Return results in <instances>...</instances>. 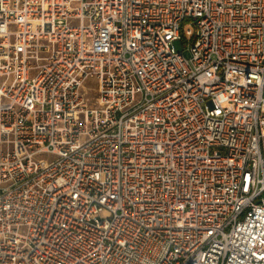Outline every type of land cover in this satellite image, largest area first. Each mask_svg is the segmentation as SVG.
<instances>
[{"label": "built area", "instance_id": "built-area-1", "mask_svg": "<svg viewBox=\"0 0 264 264\" xmlns=\"http://www.w3.org/2000/svg\"><path fill=\"white\" fill-rule=\"evenodd\" d=\"M0 264H264V0H0Z\"/></svg>", "mask_w": 264, "mask_h": 264}, {"label": "rangeland", "instance_id": "rangeland-1", "mask_svg": "<svg viewBox=\"0 0 264 264\" xmlns=\"http://www.w3.org/2000/svg\"><path fill=\"white\" fill-rule=\"evenodd\" d=\"M193 21V19H190V18H188V19H186L184 22H183V26L185 25V24H188V23H191ZM184 40H185V38H184ZM187 42V41H186ZM176 45H177V47L181 50V49H183V44L181 43V42H177L176 43ZM189 54H190V52L188 51V50H185V55L186 56H189Z\"/></svg>", "mask_w": 264, "mask_h": 264}]
</instances>
